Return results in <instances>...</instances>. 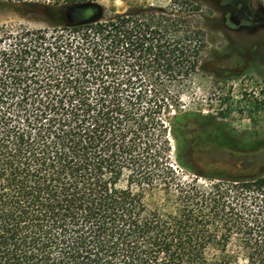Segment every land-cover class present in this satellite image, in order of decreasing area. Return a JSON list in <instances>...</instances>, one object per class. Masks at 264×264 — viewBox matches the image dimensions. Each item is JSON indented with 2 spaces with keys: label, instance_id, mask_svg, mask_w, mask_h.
Instances as JSON below:
<instances>
[{
  "label": "trees",
  "instance_id": "16d2710c",
  "mask_svg": "<svg viewBox=\"0 0 264 264\" xmlns=\"http://www.w3.org/2000/svg\"><path fill=\"white\" fill-rule=\"evenodd\" d=\"M21 4L0 0L46 8ZM172 5L0 27V264H239L234 239L264 264V172L182 109L212 71L205 31Z\"/></svg>",
  "mask_w": 264,
  "mask_h": 264
},
{
  "label": "rangeland",
  "instance_id": "374dc122",
  "mask_svg": "<svg viewBox=\"0 0 264 264\" xmlns=\"http://www.w3.org/2000/svg\"><path fill=\"white\" fill-rule=\"evenodd\" d=\"M25 10L29 1L34 14H23L14 6H0V27L43 29L57 23L70 7L95 3L102 19L139 14L148 8L165 10L173 1H186L185 6L172 5L192 17L205 31L201 53L203 69L183 91L184 111L209 118L226 127L228 144L215 151H225L238 161L252 162L264 172V0H10ZM199 11H192V7ZM84 12L80 19L90 15ZM174 112L165 115L169 122ZM234 170V165L231 166ZM252 193L248 194L250 202ZM261 199V198H260ZM228 254L245 264L234 239Z\"/></svg>",
  "mask_w": 264,
  "mask_h": 264
},
{
  "label": "water",
  "instance_id": "95a60500",
  "mask_svg": "<svg viewBox=\"0 0 264 264\" xmlns=\"http://www.w3.org/2000/svg\"><path fill=\"white\" fill-rule=\"evenodd\" d=\"M88 5H94L95 7L98 8L99 11H98V13H96L95 15L89 17L88 19L84 20L83 22H93V21L97 20L99 17H101V9L95 3L91 2L90 4L81 5V6H79V8L85 9ZM73 10L74 9H72V11Z\"/></svg>",
  "mask_w": 264,
  "mask_h": 264
}]
</instances>
